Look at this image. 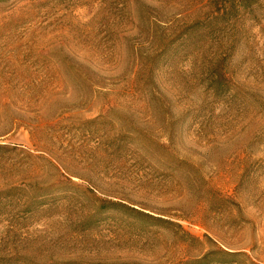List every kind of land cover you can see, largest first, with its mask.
<instances>
[{
  "label": "rangeland",
  "instance_id": "374dc122",
  "mask_svg": "<svg viewBox=\"0 0 264 264\" xmlns=\"http://www.w3.org/2000/svg\"><path fill=\"white\" fill-rule=\"evenodd\" d=\"M259 1L0 0V264H264Z\"/></svg>",
  "mask_w": 264,
  "mask_h": 264
},
{
  "label": "trees",
  "instance_id": "16d2710c",
  "mask_svg": "<svg viewBox=\"0 0 264 264\" xmlns=\"http://www.w3.org/2000/svg\"><path fill=\"white\" fill-rule=\"evenodd\" d=\"M217 1V0H214ZM229 4L225 7V10L228 9L230 12H246L249 14H253L260 8L259 0H228ZM227 10V11H228ZM233 256L231 252H225ZM208 256H204L203 259H206Z\"/></svg>",
  "mask_w": 264,
  "mask_h": 264
}]
</instances>
